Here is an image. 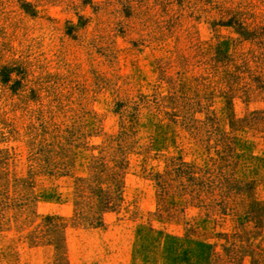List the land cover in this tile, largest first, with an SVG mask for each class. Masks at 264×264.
<instances>
[{"label":"crops","instance_id":"1","mask_svg":"<svg viewBox=\"0 0 264 264\" xmlns=\"http://www.w3.org/2000/svg\"><path fill=\"white\" fill-rule=\"evenodd\" d=\"M226 2L258 38L264 0ZM197 5L0 0V264H248V205L196 162L137 191L112 152Z\"/></svg>","mask_w":264,"mask_h":264},{"label":"rangeland","instance_id":"2","mask_svg":"<svg viewBox=\"0 0 264 264\" xmlns=\"http://www.w3.org/2000/svg\"><path fill=\"white\" fill-rule=\"evenodd\" d=\"M195 1L157 76L139 80L141 109L124 115L112 152L137 191L196 162L209 184L221 183L225 206L248 205L244 255L264 264V31L250 39L244 15L232 29L226 0Z\"/></svg>","mask_w":264,"mask_h":264},{"label":"built area","instance_id":"3","mask_svg":"<svg viewBox=\"0 0 264 264\" xmlns=\"http://www.w3.org/2000/svg\"><path fill=\"white\" fill-rule=\"evenodd\" d=\"M2 212L5 213L6 211H5V209H4V211H3V210H2V207H0V213L2 214Z\"/></svg>","mask_w":264,"mask_h":264}]
</instances>
